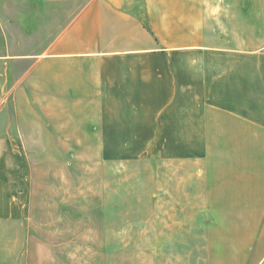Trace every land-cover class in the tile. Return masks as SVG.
I'll list each match as a JSON object with an SVG mask.
<instances>
[{
    "label": "crops",
    "instance_id": "crops-1",
    "mask_svg": "<svg viewBox=\"0 0 264 264\" xmlns=\"http://www.w3.org/2000/svg\"><path fill=\"white\" fill-rule=\"evenodd\" d=\"M61 2L75 4L68 20H49ZM239 5L229 36L206 0H0L5 101L31 111L32 98L19 100L18 91L40 83L49 88L48 115L61 104L96 105L103 114L121 111L115 105L168 106L170 136L184 138L201 162L202 197L214 217L207 264H264V0ZM17 61L24 75L11 79ZM84 65L95 89L72 98L64 79L76 89ZM55 119L42 127L61 136V117L47 120ZM12 136L0 133V152L16 150Z\"/></svg>",
    "mask_w": 264,
    "mask_h": 264
},
{
    "label": "rangeland",
    "instance_id": "rangeland-1",
    "mask_svg": "<svg viewBox=\"0 0 264 264\" xmlns=\"http://www.w3.org/2000/svg\"><path fill=\"white\" fill-rule=\"evenodd\" d=\"M206 1L232 36L234 12L249 0ZM74 5H54L49 20H68ZM21 64L11 79L24 75ZM82 68L76 89L64 79L72 98L95 89ZM7 93L0 89V133L13 135L16 150L0 152V264H207L214 217L202 197L201 162L184 138L170 136L168 106L115 105L121 111L103 114L96 105L61 104L48 115L49 88L40 83L18 91L19 100L32 98L31 111L5 101ZM50 115L61 117V136L43 129L57 123Z\"/></svg>",
    "mask_w": 264,
    "mask_h": 264
}]
</instances>
